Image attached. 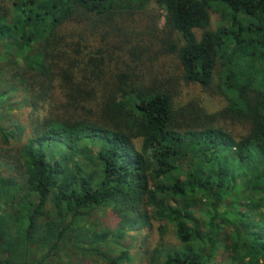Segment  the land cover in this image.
<instances>
[{
	"label": "trees",
	"instance_id": "16d2710c",
	"mask_svg": "<svg viewBox=\"0 0 264 264\" xmlns=\"http://www.w3.org/2000/svg\"><path fill=\"white\" fill-rule=\"evenodd\" d=\"M0 80V264H264V0H0Z\"/></svg>",
	"mask_w": 264,
	"mask_h": 264
},
{
	"label": "rangeland",
	"instance_id": "374dc122",
	"mask_svg": "<svg viewBox=\"0 0 264 264\" xmlns=\"http://www.w3.org/2000/svg\"><path fill=\"white\" fill-rule=\"evenodd\" d=\"M159 13H160V17H159L158 26H159V28H162L163 23H164V14H163L162 11H159ZM219 25H220V17H219V15L217 13H215V12H212L211 13V17H210V28L212 30H217ZM197 34L199 35L200 31H197ZM162 64L164 65V63H162ZM165 67L173 69L174 68V64L167 60L166 64H165ZM1 87H4V84L0 80V89H1ZM16 94L20 95L21 93L18 92ZM207 96H208V94H206L205 92H200L198 88L194 89L192 87H187L180 94V101H182V102L187 101L191 97L208 98ZM16 97H18V96L13 95V98L15 100L17 99ZM222 100H223L222 98L216 96V97H211L210 99H207L205 103H206V105H207V107L209 108L210 111H217L224 105ZM16 105H18V104H15V107L12 108V110L9 112V114L6 116V118H2L0 120V124L1 125H5V126L7 125L8 129H14V128H16V126H19V125H23L24 126V124H25V121H26V117H25L26 116V109L23 108V107L19 108ZM17 133L19 135L21 134V132H19V131H17ZM16 146H17V144H16V141H15V143H12L10 145L8 150H6L7 146L0 145V148H1V150H5V151H7L9 153H12L13 151H10V150H13L14 147H16ZM1 163H2V160H0V175L1 176H6V175H9V174H12L13 176L17 175L16 170L11 169V168H4L1 165ZM94 218H97L98 220H100L101 225H103V227H107L109 229L113 228L116 225V221H117V218L113 216V213L111 211H108V210L100 211L98 214H93L92 215V219H94ZM154 237L157 238V235L155 234ZM166 240L171 241L169 237H166ZM218 259L220 261V258H218ZM65 261H67V260H65ZM50 264H51V262H50ZM73 264H75V263H73ZM81 264H87V262H85V263L81 262ZM132 264H142V263L137 260V261L133 262Z\"/></svg>",
	"mask_w": 264,
	"mask_h": 264
}]
</instances>
